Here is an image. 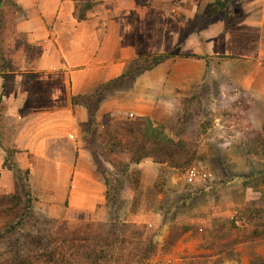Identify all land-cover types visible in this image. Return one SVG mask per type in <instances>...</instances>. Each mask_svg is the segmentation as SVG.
<instances>
[{"label":"rangeland","instance_id":"1","mask_svg":"<svg viewBox=\"0 0 264 264\" xmlns=\"http://www.w3.org/2000/svg\"><path fill=\"white\" fill-rule=\"evenodd\" d=\"M172 4L170 12L185 24L180 43L162 53L173 56L150 70L103 84L105 90L99 101L92 99L97 107L93 110H88L86 102L77 98L73 113L80 138L88 127L89 131L95 127L88 125V112L98 121L101 115L128 121L148 117L163 125L176 144V164H159L147 157L138 165L120 164L116 170L104 158L93 159L92 147L85 146L83 138L80 142L88 153L82 155L76 154V143L62 139L54 143L56 154L50 155V162L27 157L34 166L29 186L38 199L36 211L48 218L145 225L155 232L159 245L149 264H213L203 258L208 255L203 245L214 243L211 236L201 237L210 234L209 231L195 233L193 229H209L214 218L233 219L247 202L264 194V184H260L264 177V58L217 55L212 57L211 65L204 64V83L194 84L192 66L188 69L172 66L178 60L194 61L199 59L195 57H202L196 52L202 51L204 37L201 36L200 43L192 44L186 34L215 31L219 38L225 32L257 34L258 30L237 26L251 13L240 0L208 2L192 19L179 12L181 0H172ZM229 49L223 44L217 46L220 53L237 51ZM184 70L185 76L179 78ZM54 160L73 162V171H57ZM123 170L128 174L123 175L120 172ZM76 174H80L82 184L91 182L87 188L88 195L93 196L91 203L68 200ZM104 179L111 185L109 197ZM244 183H252L256 188ZM80 195L76 192L75 200ZM8 221L7 214H0V232ZM172 224L192 229L163 252L160 247ZM21 233L20 230L13 235L2 233L0 264L5 262L10 244ZM75 264L86 263L79 257Z\"/></svg>","mask_w":264,"mask_h":264},{"label":"crops","instance_id":"2","mask_svg":"<svg viewBox=\"0 0 264 264\" xmlns=\"http://www.w3.org/2000/svg\"><path fill=\"white\" fill-rule=\"evenodd\" d=\"M78 1L84 0H0V194L14 190L13 173L3 166L7 151H14L18 167L29 172L34 166L27 157L50 162L58 140L76 143V154L88 153L72 97L93 94L120 78L130 60L167 53L182 38L185 24L170 12L172 0H91L83 20L74 16ZM212 1L181 0L178 10L192 19ZM240 3L251 13L237 26L256 28L257 34L188 33L192 44L204 37L202 51L196 52L203 58L178 60L173 68L192 66L194 84L200 86L212 57L264 58V0ZM219 44L237 51L220 53ZM52 162L57 171H73V162ZM79 176L72 179L68 200L91 203V182L82 184ZM76 192L82 194L79 200ZM257 250L263 253V246Z\"/></svg>","mask_w":264,"mask_h":264},{"label":"trees","instance_id":"3","mask_svg":"<svg viewBox=\"0 0 264 264\" xmlns=\"http://www.w3.org/2000/svg\"><path fill=\"white\" fill-rule=\"evenodd\" d=\"M92 6L91 0L76 2V19H85V12ZM171 56L173 54L137 57L129 61L128 69L120 78H129L138 71L150 70ZM104 88L102 85L88 96H74L72 104H76L77 98H82L87 109L93 110L97 107L93 105L92 99L99 101ZM88 116V125L94 124L95 127L90 131L88 127L83 138L85 146L87 144L92 147L93 159L104 158L116 170L120 164L138 165L147 157L159 164H176L178 149L163 125L148 117L128 121L101 115L98 121L93 118L92 112H88ZM99 126L102 128L100 131ZM13 152L7 151L3 161V166L13 173L14 190L0 196V214L5 213L9 217L0 236L3 232L13 235L20 230L22 233L10 244L2 264H75L79 257L86 264H149L156 256L159 247L156 234L147 230L145 225L126 221L72 222L63 218H48L37 212L38 199L29 186L30 172L17 166ZM120 172L128 174L127 170ZM250 184L245 185L256 188ZM260 184H264V177ZM104 186L107 188L106 197H109L111 185L106 179ZM190 229V226L180 228L175 224L170 225L160 249L167 251ZM207 230L210 234L201 237L205 239L211 236L214 243L203 245V248L208 249V255H203V258L212 260L213 264H264V251L260 253L257 250L259 246L264 249V194L247 202L233 219L214 218L209 229H193L195 233H206Z\"/></svg>","mask_w":264,"mask_h":264},{"label":"built area","instance_id":"4","mask_svg":"<svg viewBox=\"0 0 264 264\" xmlns=\"http://www.w3.org/2000/svg\"><path fill=\"white\" fill-rule=\"evenodd\" d=\"M130 116L132 117V115L130 114Z\"/></svg>","mask_w":264,"mask_h":264}]
</instances>
